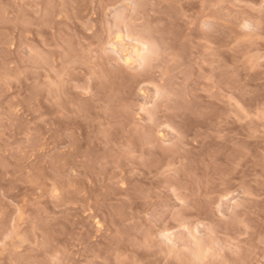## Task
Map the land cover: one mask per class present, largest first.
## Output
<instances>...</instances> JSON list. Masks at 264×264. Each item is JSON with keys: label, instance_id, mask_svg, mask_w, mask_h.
I'll return each mask as SVG.
<instances>
[{"label": "rangeland", "instance_id": "374dc122", "mask_svg": "<svg viewBox=\"0 0 264 264\" xmlns=\"http://www.w3.org/2000/svg\"><path fill=\"white\" fill-rule=\"evenodd\" d=\"M0 264H264V0H0Z\"/></svg>", "mask_w": 264, "mask_h": 264}, {"label": "bare ground", "instance_id": "6f19581e", "mask_svg": "<svg viewBox=\"0 0 264 264\" xmlns=\"http://www.w3.org/2000/svg\"><path fill=\"white\" fill-rule=\"evenodd\" d=\"M119 43H120V42H119ZM121 45H122V44H121ZM123 48H124V46H123ZM125 48H126V47H125ZM129 48H130V47H129ZM135 50H136V51H135ZM135 50H134L135 53H137V51L140 50V49H137V47H135ZM126 51H129L128 48L126 49ZM140 51H141V50H140ZM138 53H139V52H138ZM128 61H129V60H128Z\"/></svg>", "mask_w": 264, "mask_h": 264}]
</instances>
